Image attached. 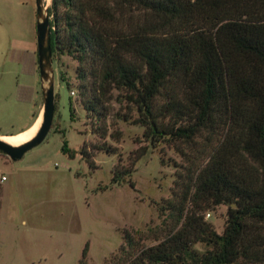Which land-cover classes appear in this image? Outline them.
Wrapping results in <instances>:
<instances>
[{
  "label": "trees",
  "instance_id": "1",
  "mask_svg": "<svg viewBox=\"0 0 264 264\" xmlns=\"http://www.w3.org/2000/svg\"><path fill=\"white\" fill-rule=\"evenodd\" d=\"M47 14L60 80L73 93L68 57L77 102L100 140L78 152L64 141L61 151L92 169L96 154L117 155L106 142L120 140L108 121L116 93L125 109L113 116L142 127L147 145L117 162L112 185L133 188L137 161L158 144L183 159L160 207L169 223L150 246L122 231L120 264H264V0H51ZM19 62L33 74L37 53ZM31 95L19 86L16 100ZM220 206L221 234L205 219Z\"/></svg>",
  "mask_w": 264,
  "mask_h": 264
},
{
  "label": "rangeland",
  "instance_id": "2",
  "mask_svg": "<svg viewBox=\"0 0 264 264\" xmlns=\"http://www.w3.org/2000/svg\"><path fill=\"white\" fill-rule=\"evenodd\" d=\"M33 51L37 53L34 0H0L1 139L27 126L43 106L38 65L28 74L23 71L30 66L19 62ZM62 64L73 93L61 82L60 68L53 62L55 110L45 140L19 161L0 153V264H78L86 247L87 264H120L122 231L140 246H150L169 223L160 207L171 198L174 164L183 162L175 148L158 144L139 159L131 177L133 188L128 180L111 184L117 162H126L147 145L142 127L113 116L125 109L116 93L108 121H113L109 131H119L120 140L108 137L106 142L117 155L96 154L97 168L92 169L79 153L70 159L61 151L64 141L77 152L84 143L87 147L100 143L77 102L76 63L64 57ZM19 86L32 90L30 103L16 100ZM226 212V206H220L205 218L219 234Z\"/></svg>",
  "mask_w": 264,
  "mask_h": 264
},
{
  "label": "water",
  "instance_id": "3",
  "mask_svg": "<svg viewBox=\"0 0 264 264\" xmlns=\"http://www.w3.org/2000/svg\"><path fill=\"white\" fill-rule=\"evenodd\" d=\"M35 3L38 71L42 84V121L32 139L20 146H12L0 140V153L12 161L21 160L26 152L37 147L45 140L52 126L55 110L54 71L50 20L47 15L48 8L45 7L43 0H35Z\"/></svg>",
  "mask_w": 264,
  "mask_h": 264
},
{
  "label": "bare ground",
  "instance_id": "4",
  "mask_svg": "<svg viewBox=\"0 0 264 264\" xmlns=\"http://www.w3.org/2000/svg\"><path fill=\"white\" fill-rule=\"evenodd\" d=\"M43 3L46 7L47 5H49L51 3V0H43ZM41 121H42V117L40 116L37 123L34 126H32L29 130H27L26 132L19 134V135H16V136H11L7 140L1 139V137H0V140L4 141V142H6L12 146H20V145L28 142L30 139H32V137L37 132Z\"/></svg>",
  "mask_w": 264,
  "mask_h": 264
},
{
  "label": "crops",
  "instance_id": "5",
  "mask_svg": "<svg viewBox=\"0 0 264 264\" xmlns=\"http://www.w3.org/2000/svg\"><path fill=\"white\" fill-rule=\"evenodd\" d=\"M35 52V51H33ZM40 116L42 117V108H38L37 112L32 116V121L27 125L25 126L23 129H21L20 131H17L16 133L14 134H11V135H3V136H16V135H19V134H22L24 132H26L27 130H29L32 126H34L37 121L39 120ZM40 126V125H39ZM5 177V176H3Z\"/></svg>",
  "mask_w": 264,
  "mask_h": 264
},
{
  "label": "built area",
  "instance_id": "6",
  "mask_svg": "<svg viewBox=\"0 0 264 264\" xmlns=\"http://www.w3.org/2000/svg\"><path fill=\"white\" fill-rule=\"evenodd\" d=\"M5 177H1V181H4ZM209 217V215L207 214V218Z\"/></svg>",
  "mask_w": 264,
  "mask_h": 264
},
{
  "label": "flooded vegetation",
  "instance_id": "7",
  "mask_svg": "<svg viewBox=\"0 0 264 264\" xmlns=\"http://www.w3.org/2000/svg\"><path fill=\"white\" fill-rule=\"evenodd\" d=\"M34 7H35V16H36V3H35V0H34Z\"/></svg>",
  "mask_w": 264,
  "mask_h": 264
}]
</instances>
